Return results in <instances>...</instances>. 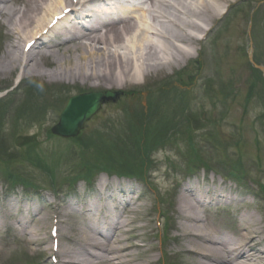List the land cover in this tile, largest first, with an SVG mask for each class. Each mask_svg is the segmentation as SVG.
I'll return each instance as SVG.
<instances>
[{"label":"bare ground","instance_id":"obj_1","mask_svg":"<svg viewBox=\"0 0 264 264\" xmlns=\"http://www.w3.org/2000/svg\"><path fill=\"white\" fill-rule=\"evenodd\" d=\"M67 1L0 0V24L11 37L0 54V75L5 77L20 70L21 77L81 83L92 89L130 91L148 82L153 75L172 70L190 58L195 51V33H203L192 20L210 26L229 0H135L134 3L140 4L137 14L130 15L121 4L115 15L107 10L104 12L107 16L95 15L88 29L78 24L89 11L77 12L74 18L77 24L65 22L63 31L50 30L49 38L39 40L26 52L24 47L29 40L42 33ZM90 4H83L81 11ZM58 37L55 45L48 41ZM108 188L112 192L106 193ZM96 190L95 201L82 210L78 242L74 234L68 237L75 248L57 250L63 263L156 264V258L149 254L152 248L146 250L134 244L136 227L128 216L141 211V205L134 202L137 199L129 196L136 189L130 184L103 181ZM114 195L119 199L113 198ZM176 198L175 239L178 243L185 241V252L192 253L195 264H264V214L245 209L243 201L219 188L210 189L199 183L183 185ZM217 201L223 206L235 203L237 207L236 220L225 232L213 228L202 216L203 208L215 206L213 202ZM116 202L124 205L122 210L119 205H111ZM23 208L17 220L26 243L47 245L41 230L47 216H41V224L36 227L33 222L38 213L31 212L26 205ZM61 210L54 211L55 219L60 222L53 223L51 217L47 220L48 225H55L59 237L65 235L61 218L75 214L70 202ZM102 216L110 222L100 221ZM94 219L98 222L91 226Z\"/></svg>","mask_w":264,"mask_h":264},{"label":"rangeland","instance_id":"obj_2","mask_svg":"<svg viewBox=\"0 0 264 264\" xmlns=\"http://www.w3.org/2000/svg\"><path fill=\"white\" fill-rule=\"evenodd\" d=\"M255 3L252 6L254 12L257 13L256 24L252 29L247 30L248 21L246 19L248 13V5H246L247 0H229L227 4L224 5L221 10V15L219 19L212 24L210 27L211 34H209L208 41L203 45L202 52L200 55L196 53L193 55V59L195 57L198 58V62L196 60H190L186 66L181 67L182 79L179 80L175 78L174 73H170V71H165L160 73L158 76H153V78L145 85L140 88L133 89V93H124V96L127 100L117 99V102L120 101V105L113 106L107 105L108 107L101 108L104 111L102 112V117L105 119L111 120H119L124 116L123 110L126 109L127 112H131L132 116H141V111H145L147 108V101L150 99V91L155 90L159 91L162 87H167L170 89L171 86H175V88H179L183 90H188L187 102H180L182 100H177L176 103L180 104L178 112H187L189 111V115H198L202 119H206V121L219 120L220 124L217 125L216 128L212 129V125L207 122V126L204 129L205 133L202 132L201 136H196L195 140L198 139L199 150H201L203 155L206 158V152H211L208 147H211L210 140L214 143L215 141H220L227 145V153H221L217 150H213V153L218 155L219 158H222L223 155L228 156L229 159L233 161L241 162V165L245 172L244 179L242 178L241 183L238 186H234L231 182H225L223 185L221 184V179L216 175L210 173L209 176H206L207 184H211L214 182L213 187H218V185H222L221 189L227 191H233L235 195L242 200H244L250 207L252 211L256 209L258 206V210L264 214V192L260 193V186L258 184H264V132L260 123L257 121L260 113L262 112L261 108L258 106V103L255 101L251 102L246 107V112L243 109V100L246 93L247 86L244 85V80L248 76V68L247 62L253 61V56L255 54V47H257L256 52L259 56L260 68L264 67V0H254ZM244 3V4H241ZM232 6L236 8L233 9L232 14L230 16H223L228 9ZM239 8V9H238ZM258 8V9H257ZM11 37L7 34V29L1 27L0 28V54L5 50L6 46L10 43ZM196 63V65H195ZM199 67V68H197ZM263 73V68L260 69ZM167 72V73H166ZM20 72H16L10 74L9 76L0 75V87H6L13 85L19 77ZM172 75V76H170ZM190 78V79H189ZM42 82L47 83L48 85H56L54 87L55 92L53 95L40 98H35L30 100L29 102L36 101V105L40 104L44 106V110L40 115L34 114V118H38L40 120H44V123L41 122L37 127L32 126V128L28 129L25 132H19L17 142H22L25 134L31 135L35 133L37 137V149L36 154H40L42 152V157H48V154H53L52 161H58L61 159L59 165V174L60 177L67 173L75 172L77 165L73 158L70 156V144H64V142L59 141V144L55 143L54 139H46L48 132L51 127L55 126L58 123L60 112L63 108V101L67 98H71L77 96L79 92L89 93L93 90L89 89V86H82L80 83H75V86H71L72 84L66 82H52L47 78H42ZM223 85L228 84L236 87V92L232 97L227 98L224 105L219 104L215 107H212V100L216 96L214 94L222 97L218 90L222 89ZM60 84H64L65 86H61ZM67 84V85H66ZM167 84V85H166ZM181 85V86H180ZM60 86V87H59ZM206 86V89H204ZM59 87L58 92H56V88ZM262 85L259 84L257 90L261 89ZM215 89V92H211V90ZM183 90V91H184ZM209 94H208V93ZM82 94V93H79ZM129 94H131L129 96ZM173 94V93H172ZM162 93L157 94L155 99H163ZM123 97V96H122ZM25 99L20 100L19 103L24 102ZM191 101V104H190ZM28 102V103H29ZM27 103V104H28ZM186 104L187 110L184 109L183 104ZM25 104V103H24ZM25 104L24 108L27 106ZM117 104V103H116ZM123 107V108H122ZM23 108V109H24ZM47 108V109H46ZM136 109V111H135ZM168 109L170 114L177 112V107L161 106L160 110ZM46 110V112H45ZM45 112V114H44ZM18 114V113H16ZM147 116L140 117L138 125H146L150 126V120L147 121ZM175 121L181 119L179 115H174L172 118ZM99 119H96L87 131V136L92 132L91 130L96 127ZM264 122V119L262 120ZM111 123H116L115 121ZM189 123H183L180 128L187 127ZM174 127V126H173ZM174 127L170 132L175 131ZM173 133H169L168 138ZM240 135V136H239ZM8 136H14V131L8 134ZM16 136V135H15ZM206 136V138H204ZM202 138L200 141L198 138ZM210 137V138H209ZM239 140V143H242L237 150L236 148L231 147L230 145L234 143L235 140ZM24 140V139H23ZM174 140L172 142L174 143ZM90 139L87 140L89 142ZM200 141V142H199ZM180 149H185L186 142L184 140H178ZM142 141H135L134 144H131V149L129 150V146H125L124 155L125 157L131 159V157H139L143 155L145 151L142 147ZM57 150V151H55ZM176 148L172 145H166L165 148L154 154V165H152L150 170L151 182L155 181V187H157V192L148 193L145 192L143 196H141V201L144 202V205L141 207L142 210L137 212L136 214L131 215V220L134 222L136 227V236L142 237L144 235L147 236V239H142L143 241L148 242L149 245L155 247L157 245V239H155L149 234V232L153 229H156V220H157V211L160 209L163 211L164 215L173 220V216L171 214L172 208H174V204H170L168 201V205L163 207L159 206L158 197L162 195V198L166 196L168 198H175L174 192L179 187L187 184V181L193 183L195 179H199L201 182L202 172L199 171L195 175H185L178 171V165L181 164V160L175 154ZM85 161L92 162L91 159L84 158ZM131 161V160H130ZM50 163V162H49ZM28 165L27 163L24 164ZM82 163L79 162V168ZM174 167V170L168 167ZM241 167V168H242ZM228 168V166H227ZM261 169V170H260ZM169 170V171H168ZM180 174V175H179ZM175 175H179L178 181H175ZM27 177H32L34 182L39 184V189L41 197L49 200L53 205V208H56V204L62 203L60 200H63L61 197L63 196H72L75 193L82 194L85 186L83 183L74 184L71 188L67 189L66 186H60L59 189L55 191H50L48 187L47 177L46 175H42L38 171L31 170L26 173ZM103 178L96 177L93 180V187H95L96 182L100 181ZM110 181H114V179H109ZM252 182H250V181ZM62 180L60 181V183ZM122 182V181H120ZM179 186V187H178ZM211 186V185H210ZM178 187V188H177ZM44 190V191H43ZM264 190V188L262 189ZM165 191L167 193L165 194ZM30 194H34L33 192H28ZM142 192V191H140ZM15 195L5 196V198L0 201V220L1 217H4V214L8 216V214L13 213L16 214L15 210H12L17 205H21L22 203H27L31 205L32 208L39 210L42 207V204L39 202V205L36 202V198H33L30 195H26L24 192L17 190ZM176 195V193H175ZM250 195V196H249ZM64 198V197H63ZM65 199V198H64ZM8 201H12L13 204L17 203V205H9ZM44 209V208H42ZM53 210L47 209L41 216H47V220L53 215ZM146 215V216H145ZM211 218H216V222L220 223V218H223L225 221V215L223 212H214L211 211L207 214ZM7 220V223L10 224L11 230L16 229V219L10 217ZM43 222L45 223L44 229H41L46 238L49 240V230L50 224L49 221ZM62 220H66L64 223L65 232L69 234V225L72 224L79 226L80 220L79 218H71ZM228 221V219H227ZM6 223V224H7ZM39 220L36 221L35 226L39 227ZM143 228L145 231H143ZM21 233L18 232L16 237L10 236L9 232L4 228L0 227V247L2 248V254L0 253V264H26V263H37V260L44 257L46 254V247L44 245H40L38 247H30L26 246V244L18 241ZM134 235V233H133ZM156 235V234H154ZM50 241V240H49ZM176 242H170L168 252L174 251ZM63 246L66 245L65 242L62 241ZM171 250V251H170ZM165 254V253H164ZM49 256V255H47ZM158 253H154L153 257H157ZM159 257V256H158ZM167 260H170L177 264V259L175 257L171 258L170 256H166Z\"/></svg>","mask_w":264,"mask_h":264},{"label":"water","instance_id":"obj_3","mask_svg":"<svg viewBox=\"0 0 264 264\" xmlns=\"http://www.w3.org/2000/svg\"><path fill=\"white\" fill-rule=\"evenodd\" d=\"M73 103L71 102L68 108L65 110L61 117L60 125L57 128V132L64 135H74L77 132V129L81 127L83 120L87 118L84 114L79 115V117H75L71 110V106Z\"/></svg>","mask_w":264,"mask_h":264}]
</instances>
